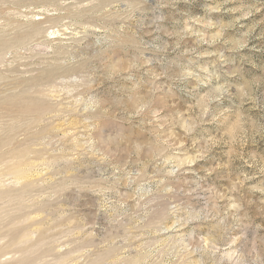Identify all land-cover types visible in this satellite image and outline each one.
<instances>
[{
  "label": "rangeland",
  "instance_id": "1",
  "mask_svg": "<svg viewBox=\"0 0 264 264\" xmlns=\"http://www.w3.org/2000/svg\"><path fill=\"white\" fill-rule=\"evenodd\" d=\"M0 264H264V0H0Z\"/></svg>",
  "mask_w": 264,
  "mask_h": 264
}]
</instances>
